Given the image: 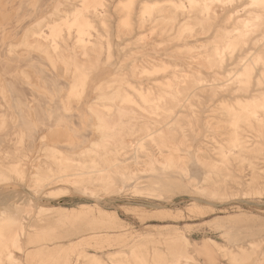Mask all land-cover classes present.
Returning <instances> with one entry per match:
<instances>
[{
    "label": "rangeland",
    "instance_id": "1",
    "mask_svg": "<svg viewBox=\"0 0 264 264\" xmlns=\"http://www.w3.org/2000/svg\"><path fill=\"white\" fill-rule=\"evenodd\" d=\"M102 1L83 12L91 35L80 37L76 24H63L56 36L72 52L89 41L101 52L90 57L98 66L85 102L74 100L68 115L61 96L72 79H63L37 51H10L9 45L26 30L47 32L46 21L71 14L82 0H0V209L21 206L24 226L18 246L9 248L12 256L0 252V264H158L171 259L169 245L180 235L191 242L189 264H205L195 252L203 242L219 264H230L210 239L231 250L264 240V0ZM57 2L59 10L43 18ZM204 3L215 7L202 11ZM34 77L40 86L30 82ZM117 90L140 110L122 114L110 132H96L88 104L104 95L113 104ZM145 94L169 108L149 119L147 131ZM116 133L123 139H101ZM44 146L73 160L61 170L59 159L49 157L54 150L42 152ZM171 148L180 159L158 162L159 151L167 155ZM97 170L109 173L113 185L108 188Z\"/></svg>",
    "mask_w": 264,
    "mask_h": 264
},
{
    "label": "bare ground",
    "instance_id": "2",
    "mask_svg": "<svg viewBox=\"0 0 264 264\" xmlns=\"http://www.w3.org/2000/svg\"><path fill=\"white\" fill-rule=\"evenodd\" d=\"M102 0H82L83 4L81 5V7L75 8L74 11L71 14H66L64 17H61L59 20H54L52 19L51 22L46 21L45 23V28L48 29V31L46 32L44 31H31V30H26L24 32V34L20 37V41H18L17 43L14 44H10L9 45V49L10 51H17V49H20L23 52L26 51H37L39 54L42 55V57H44L47 62L49 63V65L51 66V68L56 71L58 74H60L62 76L63 79H72L71 80V84H70V89L69 90H65L62 93V99H61V104L64 110L65 114L71 115L73 113V109L74 107H72V102L74 100H76V104L77 105H81L83 102H85L84 99V93L86 90V87L88 85V80H89V76L93 71L94 66H98L97 64L95 65V62L93 60H90V57H92V53H98L100 52L98 49V45L93 41H89L90 46L85 43V45H80V51H77L78 48H74V52L70 51L69 48H62L59 43L58 40L56 38V36L59 35L60 30H61V26L63 24L66 25H73L76 24L79 27V31H80V37L82 36V34H87V35H91L90 32H88V30H90V28L92 27V22L87 18L88 16H86L87 14H83L85 9H90L89 6L90 5H94L96 8L101 7L103 4L101 2ZM190 1V3H194L196 0H188ZM199 1V0H198ZM255 1V0H253ZM257 1V0H256ZM261 1V0H260ZM184 2V1H183ZM252 2V1H251ZM259 2V0H258ZM128 3V2H127ZM131 3V2H130ZM257 3V2H256ZM255 3V5H256ZM261 3V2H260ZM176 4V3H175ZM218 4V3H217ZM220 4V3H219ZM218 4V5H219ZM61 3L57 2L55 3V5L53 6V8L46 14H48V16H45L43 18L45 19H49L52 18V15L54 13V10H59ZM214 3H204L202 5V8L200 7V9H202V11L205 12H210L211 9H213L212 7ZM92 6V7H94ZM150 6V5H149ZM153 6V5H152ZM173 6V5H172ZM178 6V5H176ZM263 5H261L262 7ZM91 7V8H92ZM94 7V9H95ZM151 7V6H150ZM155 7V6H154ZM103 8V7H102ZM156 8V7H155ZM178 8V7H176ZM263 8V7H262ZM92 10V9H91ZM141 10V9H140ZM154 10V9H153ZM190 10V9H189ZM264 10V9H263ZM95 11V10H94ZM201 11V12H202ZM173 13V11H171ZM253 12V11H252ZM123 13V12H122ZM130 13V12H129ZM142 13V12H141ZM146 13V12H145ZM144 13V14H145ZM153 13V12H152ZM147 14V13H146ZM175 14V13H174ZM205 14V13H204ZM258 14V13H257ZM202 15V14H201ZM253 15H256L255 13ZM259 15V14H258ZM257 15V16H258ZM72 16V22L70 20H68V17ZM207 17V16H206ZM256 17V16H253ZM70 18V17H69ZM252 18V17H251ZM41 19V18H40ZM40 19L38 20V23H41L42 21H40ZM44 19V20H45ZM193 19V18H192ZM208 19V18H207ZM92 20V19H91ZM205 17L204 19H202V21H205ZM252 20V19H251ZM128 21V20H127ZM201 21V20H200ZM201 21V22H202ZM208 21V20H207ZM125 22V21H124ZM157 22V21H156ZM37 23V24H38ZM103 23V22H102ZM203 23V22H202ZM206 23V22H205ZM170 24V23H169ZM260 24V23H259ZM205 25V24H204ZM161 26V25H160ZM203 26V25H202ZM251 26V25H250ZM162 27V26H161ZM247 27V26H246ZM249 27V26H248ZM95 28V27H94ZM252 27H250L251 29ZM122 29V28H121ZM179 29V28H178ZM177 29V30H178ZM33 30V29H32ZM97 30V29H96ZM188 30V29H187ZM248 30V29H246ZM245 30V31H246ZM74 32V30H73ZM72 32V33H73ZM77 32V30H76ZM98 32V30H97ZM105 32V31H104ZM251 32V31H250ZM78 33V32H77ZM182 34V33H181ZM67 35V34H66ZM73 35V34H72ZM77 35V34H76ZM68 36V35H67ZM93 36V33H92ZM102 36V35H101ZM78 37V35H77ZM76 37V38H77ZM88 37V36H87ZM230 37V36H229ZM80 38H77V40H79ZM76 40V39H75ZM81 40V39H80ZM79 40V41H80ZM231 40V39H230ZM67 42V41H65ZM82 42V44H84ZM97 42V41H96ZM99 42V41H98ZM79 43V42H78ZM101 43V41H100ZM74 44V43H73ZM77 44V43H76ZM103 44V43H102ZM207 44V43H206ZM79 45V44H77ZM108 45V44H106ZM75 46V45H74ZM79 47V46H78ZM110 47V46H109ZM108 48V47H107ZM105 49V48H103ZM102 51V50H101ZM109 51V50H108ZM101 53V52H100ZM109 53V52H108ZM105 54V53H104ZM111 54V53H110ZM107 55V54H106ZM101 57V56H99ZM108 57V55H107ZM95 59V58H94ZM99 59V58H97ZM110 59V56H109ZM96 61V60H95ZM108 61V60H107ZM99 62V61H98ZM205 62V61H204ZM97 63V62H96ZM159 63V62H158ZM100 64V63H99ZM157 65V64H156ZM155 65V66H156ZM161 65V64H160ZM159 65V66H160ZM100 66V65H99ZM154 67V66H151ZM162 67V65H161ZM156 68V67H155ZM154 68V69H155ZM158 68V67H157ZM156 68V69H157ZM1 69V68H0ZM95 69V68H94ZM145 72H146V68H144ZM153 69V68H152ZM154 69L152 72H154ZM160 69V68H159ZM157 69V70H159ZM166 69V68H165ZM96 70V69H95ZM155 70V71H157ZM143 71V72H144ZM156 73V72H155ZM26 74V73H25ZM93 74V73H92ZM115 76V75H114ZM29 78V77H28ZM3 79V74L0 72V84L1 81ZM35 79V80H33ZM30 82H34L36 85L41 84V79H39L38 77H34ZM112 79V78H111ZM110 80V79H109ZM121 80H123L121 78ZM120 80V82H121ZM111 81V80H110ZM116 81V82H114ZM113 84L117 83V80H114ZM127 83V82H126ZM158 83V82H157ZM105 84L106 88L109 86H107V83H102ZM110 85H112V83H109ZM120 84V83H119ZM123 84V83H121ZM93 85V84H92ZM171 85V83H170ZM169 84H167V86L171 87ZM104 86V87H105ZM98 88V87H97ZM100 89V88H99ZM98 89V90H99ZM170 89V88H169ZM96 90V89H95ZM105 89H103L104 91ZM107 90V89H106ZM121 92L123 91L122 89ZM137 90V89H136ZM149 93V89H147ZM154 90V89H153ZM153 90L151 92H153ZM165 90V89H164ZM163 90V92H164ZM167 91V90H166ZM165 91V92H166ZM88 92V91H87ZM120 91H116V93L113 95L112 99H113V104L110 103H105L104 100H109L108 97H106V95L104 96H99L96 102H92L89 106V113H90V117H93L96 120L97 126H96V132H110L112 131L115 126L118 123V120L120 118V116L122 114H125L127 112H132L134 111V108L127 106L128 102L131 103V101H128L129 99L126 96V93H121ZM124 92V91H123ZM150 92V93H151ZM158 92V91H157ZM171 92V91H170ZM169 92V93H170ZM7 92H2V96H4V99L6 101H9V95L6 94ZM141 92H138V94L140 95ZM145 93V92H144ZM142 92V94H144ZM159 93H162V90L159 91ZM168 93V94H169ZM152 94V93H151ZM167 94V92H166ZM165 94V95H166ZM167 94V95H168ZM149 95V94H148ZM159 95V94H158ZM176 95V94H175ZM141 96V95H140ZM164 96V94H163ZM162 96V97H163ZM129 97V96H128ZM142 97V96H141ZM161 98V96H159ZM158 97V98H159ZM166 96H164L163 98H165ZM169 97H171V94L169 95ZM174 96H172L173 98ZM144 102L147 103V105H149L150 110H144L143 113L145 114V117L147 118V120H145V123L142 124V127L145 128L144 130L147 131L149 130V127L147 126L149 123V119L154 118L156 116H159V114H164L167 113L169 111V108H160V105L158 104L159 102H156L158 99L156 97H154L153 95H149L146 96V94L144 95ZM159 98V99H160ZM176 98V97H175ZM175 98H173L175 100ZM162 99V98H161ZM143 100V99H142ZM177 100V98H176ZM164 101V100H163ZM199 101V100H198ZM133 103V102H132ZM131 103V104H132ZM165 103V101H164ZM253 103V102H252ZM258 103V102H257ZM241 104V103H240ZM245 103H243L244 105ZM134 105L136 106V104L134 103ZM167 105V104H166ZM185 105V104H184ZM74 106V104H73ZM254 106V105H253ZM1 107V105H0ZM113 107H117V112H112ZM138 107V106H137ZM140 107V106H139ZM232 107V105H231ZM251 107V106H250ZM140 110V109H139ZM136 110V113H138ZM18 111V110H17ZM135 111L133 113H135ZM142 111V109H141ZM236 111V110H235ZM31 112V111H30ZM141 113V112H140ZM31 114V113H30ZM79 116V115H78ZM231 116V115H230ZM84 117L81 119L80 125L83 128V130L86 128V124L84 121ZM233 117V116H232ZM215 119V118H214ZM222 121V120H221ZM137 122V121H136ZM220 122V121H219ZM240 122V121H239ZM257 122V121H256ZM3 123V118L0 117V126ZM14 123V122H13ZM225 123V122H224ZM260 123V122H259ZM249 124V123H247ZM262 124V123H261ZM234 125V124H233ZM261 126V125H260ZM74 128V127H73ZM242 129V127H241ZM74 130L77 132V129L74 128ZM70 131V130H69ZM183 131V130H182ZM119 133V132H118ZM240 133V132H239ZM124 134V133H123ZM122 134V135H123ZM236 134V133H235ZM40 135V134H39ZM122 135L119 134H104L102 136V140L103 141H108L111 143H115L121 139H123ZM230 135V134H229ZM37 136V135H36ZM124 136V135H123ZM158 137H161L162 134H158ZM238 136V135H237ZM46 138V135H42L41 136V142H44ZM71 139V138H70ZM237 137L234 138L235 142H238ZM215 140V139H214ZM127 141V140H125ZM40 142V141H39ZM242 142V141H240ZM182 143V142H181ZM243 143V142H242ZM41 144V143H40ZM92 144V143H91ZM132 144V143H131ZM204 144V143H203ZM244 144V143H243ZM242 144V145H243ZM259 144V143H257ZM93 145H98L96 143H93ZM157 145V144H156ZM172 145V144H171ZM173 146V145H172ZM244 146V145H243ZM166 147V146H165ZM48 148L52 149V146H44L41 148V151L43 152L44 150H48ZM223 149V148H222ZM225 149V148H224ZM52 150V154L49 156L47 155L46 157L49 158H56L59 159L60 164H62L61 166V170L66 169L67 165L73 160H71L70 158H68L67 156H65V154L63 155V152L60 153L58 150H55V148H53ZM258 150V149H257ZM224 151V150H223ZM222 151V152H223ZM50 152V151H49ZM220 152V151H219ZM226 152V151H224ZM252 152V151H251ZM119 153V152H118ZM223 154V153H222ZM60 155V156H59ZM159 155L163 156L165 160H161V157L158 156L157 157V161L160 163H167L170 162L172 160H179L180 159V155L177 153V151L174 148L170 149V153L165 155L162 151H159ZM236 155V154H235ZM30 156V155H29ZM49 156V157H48ZM182 157V156H181ZM240 157V156H239ZM223 158V157H222ZM242 158V157H241ZM246 159V158H245ZM93 160V159H92ZM111 160V158L109 159ZM95 161V160H94ZM112 161V160H111ZM111 161H108V164H110ZM119 161V160H117ZM182 161V160H181ZM185 161V160H184ZM244 161V160H243ZM58 162V163H59ZM113 162V161H112ZM176 162V161H175ZM114 163V162H113ZM112 163V164H113ZM120 163V162H119ZM171 163V162H170ZM183 163V162H182ZM22 166L20 167V170H22V174L24 172L23 170V166L26 164L21 163ZM107 164V163H106ZM107 164V165H108ZM219 164V163H218ZM115 165V164H114ZM162 165V164H161ZM178 165V163H177ZM110 166V165H108ZM112 166V165H111ZM182 166V165H180ZM49 169V168H47ZM43 168L42 167H38L36 172L34 173V178H36V185H39L41 183V172H42ZM107 171V170H106ZM25 173V172H24ZM98 173V177H100V179L105 183V185L109 188L110 186H112V180L110 178V174L105 172L104 170H97ZM49 174V173H48ZM24 175V174H23ZM47 175V174H46ZM53 175V174H52ZM1 176V175H0ZM50 176V175H49ZM47 176V177H49ZM3 177V176H2ZM6 177V176H5ZM70 177V176H69ZM46 178V177H45ZM49 180V179H48ZM47 180V181H48ZM51 180V179H50ZM44 182V180H43ZM61 183V182H60ZM75 183V182H74ZM63 184V183H62ZM52 185V184H51ZM35 188V187H34ZM87 188V187H86ZM90 191V190H89ZM99 197V196H98ZM100 198V197H99ZM38 199V198H37ZM27 207H31V201H28V203L26 204ZM22 208L20 207H15V206H4L3 209H0V247H1V253H8V257H11V252L9 251L10 246H18L19 241H20V234L21 232H23V223H22ZM23 234V233H22ZM261 245V242L252 244V249L250 251L246 250L245 248L242 247H238V250L233 251L230 249H226L225 247H219V249L221 248L222 250L226 251L227 254L230 255L231 260L233 262H235L236 264H242V262H238L235 261V258H243V260H247L251 257V255L259 248V246ZM190 246H191V242L189 241V239L186 236L180 235L176 241H174V243L169 245V254L171 255V259L166 260V259H162V261H160L158 264H189L190 259H193V253L190 252ZM155 248V247H154ZM225 248V249H224ZM220 249V250H221ZM210 250V249H209ZM239 252V254H238ZM225 256V255H224ZM166 258V257H165ZM15 260V259H14ZM135 260V259H134ZM153 260V259H152ZM0 261H1V256H0ZM149 263V262H148Z\"/></svg>",
    "mask_w": 264,
    "mask_h": 264
},
{
    "label": "crops",
    "instance_id": "3",
    "mask_svg": "<svg viewBox=\"0 0 264 264\" xmlns=\"http://www.w3.org/2000/svg\"><path fill=\"white\" fill-rule=\"evenodd\" d=\"M218 225L220 227H225L224 223H220ZM210 240L212 241V243L214 244V246L217 247L218 250L223 254V256L225 255L224 257H226L227 260H229V263L230 264H236L235 262H233L231 260L230 255L227 254L226 251L222 250L221 248H220L221 250L219 249L220 246L221 247L223 246L226 249L228 248V249L231 250V248L229 247V245L220 244L217 241H215L214 239H210ZM258 242H261V245L259 246V248L250 257V258H252V257L257 256V258L254 261V264H261L262 263V257L264 255V251H261L262 250V247L264 246V240L258 241ZM258 242H252V243L249 244L248 247H244V246H238V247H242V248H245L246 250L250 251L252 249V244H255V243H258ZM238 247H237L236 251L238 250ZM195 250H196L195 252L203 255L205 264H219V261L217 259L215 250H214V248L209 243L203 242L200 245L195 246ZM233 251H235V250H233ZM259 252H261V253L259 254ZM238 254H239V252H238ZM259 256H261V259L258 258ZM235 261H238V262H242L243 263L245 260H243V258H240L239 257V258H235ZM195 264H199V262H197Z\"/></svg>",
    "mask_w": 264,
    "mask_h": 264
}]
</instances>
